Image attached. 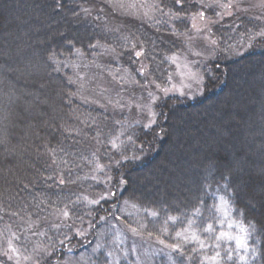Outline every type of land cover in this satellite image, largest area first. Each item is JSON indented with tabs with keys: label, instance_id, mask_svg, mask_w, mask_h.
<instances>
[{
	"label": "trees",
	"instance_id": "1",
	"mask_svg": "<svg viewBox=\"0 0 264 264\" xmlns=\"http://www.w3.org/2000/svg\"><path fill=\"white\" fill-rule=\"evenodd\" d=\"M158 2L154 22L129 26L137 57L115 43L110 16L89 14L84 0H0V234L39 235L35 264L87 252L126 205L143 213L149 237L184 256L191 245L181 236L212 224L219 197L248 230L251 264H264V39L238 29L235 40L252 39L250 49L220 51L203 70L202 94L159 100L154 125L133 128L121 152L109 146L111 114L84 104L61 67L112 46L136 78L141 58L163 85L197 11L190 0ZM182 258L173 254L198 264Z\"/></svg>",
	"mask_w": 264,
	"mask_h": 264
},
{
	"label": "rangeland",
	"instance_id": "2",
	"mask_svg": "<svg viewBox=\"0 0 264 264\" xmlns=\"http://www.w3.org/2000/svg\"><path fill=\"white\" fill-rule=\"evenodd\" d=\"M190 1L197 12L191 14L182 48L169 57L170 70L163 85L148 78V67L141 58L137 63L140 76L136 78L122 67L121 56L112 46L97 45L88 57L77 53L62 62L61 67L74 81L78 98L111 114L116 134L109 146L114 150L125 149L133 128L148 129L154 125V107L159 100L170 96L190 100L199 97L203 91V70L220 51L229 57L248 51L252 39L236 41L238 29L249 28L247 35L255 32L257 39H264V0ZM84 4L91 15H109L115 43L134 49L137 57L136 41L129 32L131 21L154 22L160 13L158 0H84ZM169 28L175 31L173 24ZM215 28L225 32L221 39ZM220 40L227 45L222 46ZM224 45L227 47L223 48ZM181 238L191 245L184 256L179 245L167 247L149 237L143 213L126 205L104 222L87 252L59 264H178L173 254L183 260L196 258L198 264H251L254 260L248 247V230L223 197H219L211 225L199 235L188 229ZM40 245L39 235L31 232L0 234V258L13 264H35Z\"/></svg>",
	"mask_w": 264,
	"mask_h": 264
}]
</instances>
